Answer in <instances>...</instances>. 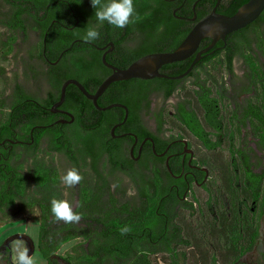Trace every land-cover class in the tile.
Here are the masks:
<instances>
[{"label": "flooded vegetation", "instance_id": "flooded-vegetation-1", "mask_svg": "<svg viewBox=\"0 0 264 264\" xmlns=\"http://www.w3.org/2000/svg\"><path fill=\"white\" fill-rule=\"evenodd\" d=\"M161 1L170 12V19L176 22L179 32L187 29L189 31L214 6H210L208 0H203L201 3H198L200 0ZM58 3H60L59 8L56 7L59 18H51L50 5L52 3L38 7L33 0H0V224L14 222L19 224L16 225L17 227L22 226L21 229L7 236L5 244L8 246L10 240L13 239L23 241L25 251L33 259L34 264H106L108 246L100 244L103 241L102 238L83 235L73 237L60 243L47 259L42 257L38 250V230L42 220V204H45V200H41L45 195L49 197L51 182L54 188L53 193L58 194L60 199L68 201L73 197L71 204L73 209L78 206L80 185L79 183L66 187L63 184L61 177L73 166L63 152L51 148L53 139L59 142L66 138L65 127H70L74 121V115L63 108L64 100L55 107L57 111H51L50 108L58 100L59 94L52 103L50 99L52 94L57 95L58 92L53 87L54 79L64 77L63 81L75 79L81 83L76 77L67 75L77 62L95 61L96 53L100 54L102 66L109 70L108 75L111 69L106 67L101 60L104 52H106L104 57L107 63L117 68L127 67L134 61L127 62L128 52L137 47V34L130 33L125 28L116 29L111 25L103 27V24H99L95 18L91 25L97 26L100 37L97 41L87 42L78 28L80 21L74 8L66 0H59ZM224 3L225 0H220L216 7L219 11L216 10V12L225 14L220 11L223 10ZM201 11L202 15L198 18V12ZM194 12L196 16L191 19ZM249 35L253 34L249 33ZM52 38L53 44L51 43ZM104 38H106L105 42ZM57 41L58 45H56ZM219 41L207 51L202 52L199 65H204L215 58L223 59L227 54H233L231 70L224 67L212 70L208 63L204 68L220 81L219 84H222L220 91L224 95L220 109L208 108V102L205 107L199 104L198 110H190L189 120L201 128V133L195 134L188 128L182 122L183 113L174 108L182 100L183 92L179 88L169 98H163V91L160 88L162 86L158 84V79L162 77L141 79L151 82L147 87L125 86V89L119 90V85H117L110 97L122 96L121 99H128L130 104L112 101L100 106L105 107L114 103L124 105V108L119 106L108 108L110 109L109 117L113 121L109 129L110 138L122 144L121 152L133 163L145 160L150 171L155 169L158 173L159 186L161 189H167V196L170 197V200L166 199V204L161 207L169 212L168 215L165 211L162 212L166 217L174 214V217H177L179 214L176 213L186 208L180 204H173L171 201L173 197H180V200L185 202L191 196H198L196 189L201 190L206 196H224L229 183L222 170L228 164L230 168L233 164L249 165L253 173H260L263 168V165H256L258 159L263 161L261 155L264 153L259 152L257 148L256 138L252 135L249 121L246 119L247 126H241L243 125L241 115L234 117L232 109L225 108L227 100L234 106L236 98L241 101L251 94L247 92L237 96L242 87L250 83L247 75L249 73L247 62L237 54L238 50H244L241 44H237L238 40L234 37H225L221 44H217ZM210 43V39L201 40L197 51L204 50ZM251 48L253 51L249 49L246 52L258 57L256 47L253 45ZM191 59L192 56L181 61ZM169 64L171 63L159 67L158 72L169 76L183 72L173 74L175 68ZM188 74L180 78L185 89H187L185 83H191L195 73L189 77ZM91 79L89 80L90 87L85 89L94 93L97 87L93 90L94 83ZM76 89L78 90L77 87ZM104 91L98 97H101L102 102L109 95L104 94ZM177 91L181 93L177 94ZM89 101L92 103L91 100ZM169 102L171 107L167 108ZM108 109L97 110L106 111ZM231 123L240 124L241 131L239 137L235 135L229 141L224 135L227 134ZM115 124L118 125L111 133V128ZM125 124L131 128L118 132L120 130L118 128ZM54 125L64 126L58 136L48 132ZM135 128L140 133L135 132L133 130ZM144 131L147 134L142 135ZM194 141L199 143L201 150L194 146ZM233 144L235 148L241 150V154L237 153L235 157L229 156L227 150ZM220 152L222 155L219 157ZM38 176L41 177L43 184L40 178L37 179ZM33 210L36 211L37 220L29 216ZM263 220L264 216L260 220L258 242L261 241ZM172 222L173 225L177 224L174 220ZM94 224L97 223L94 222ZM50 225L61 227V233H63L67 224L61 220L60 222L54 221ZM22 228L36 229V241L32 232L27 233ZM86 231L94 236L98 232L94 228ZM170 231H175V229L170 227L168 232ZM158 244V262L168 264L163 261L164 257L167 259V253L163 248L167 242L159 240ZM75 247H77L76 252L73 251ZM255 247L251 253L254 252ZM83 250L85 252H82ZM3 264L8 263L3 262ZM10 264H16V261Z\"/></svg>", "mask_w": 264, "mask_h": 264}, {"label": "trees", "instance_id": "trees-1", "mask_svg": "<svg viewBox=\"0 0 264 264\" xmlns=\"http://www.w3.org/2000/svg\"><path fill=\"white\" fill-rule=\"evenodd\" d=\"M58 1L33 0L38 7L52 3L51 18H59L60 3ZM66 1L79 16L78 28L84 34L89 27H92L91 23L96 18L97 9L92 8L90 0ZM201 1L203 0L198 3ZM208 1L209 5L213 6L216 0ZM246 1L225 0V3L221 4L223 10L220 11L225 15H231ZM134 8L137 18L125 29L137 34V47L128 52L127 62L147 53L174 50L188 31V29L184 32L177 31L176 22L170 19V12L161 0H134ZM216 10L219 11V8ZM190 13L189 10V15ZM201 15L202 11L198 12V18ZM108 26L107 22L103 23V27ZM228 36L236 38L237 44L242 45L244 51L238 50L237 54L247 62L249 72L247 75L250 78V83L243 86L237 96L240 93L250 92L251 94L241 101L236 98L234 106L227 100L225 108L232 109L234 117L241 115L243 120L241 126H247L246 119L249 121L252 135L256 138L257 148L259 152L264 153V9L252 23L228 34L226 38ZM105 40L106 38L103 39L104 42ZM221 42L220 40L217 44ZM51 43H54L53 38ZM253 45L258 51V57L246 52L249 49L253 51L251 48ZM96 54L93 62L85 60L77 62L67 76L79 79L84 88L90 87L89 80L92 78L94 83L92 86L95 90L109 73V70L101 64L100 54ZM232 55L227 54L223 59L209 60L204 65H199L200 61H198L188 74L189 77L195 73L190 83L192 88L189 91L182 85V79H158L164 99L169 98L177 88L183 92L182 100L174 108L183 113L182 122L195 134L201 133V128L189 120L190 110H198L199 104L205 107L208 102V108L220 109L224 95L220 91L222 85L219 84L220 81L204 68L208 63L212 70L223 67L231 70ZM190 61L169 64L175 68L173 74L184 71ZM63 78L54 79L53 87L58 92L57 95H51L50 103L58 98ZM150 83L137 78L112 82L104 91V94H109L105 97L106 100L102 102L100 97L97 99V104L104 106L112 101L130 104L128 99H121L122 96L110 97L115 86L119 85V90H123L125 86L136 85L135 87L140 88L147 87ZM62 106L72 112L74 121L70 127H65L66 138L59 142L53 139L51 148L63 152L73 166L71 169L75 168L82 174L78 206L73 209L80 214L81 218L78 222L67 223L63 233H61V227L50 225L54 221H61L57 220L50 210L51 201L60 199L58 194L53 193L54 188L50 180L49 197L45 195L41 200H45V204H42L37 247L42 257L49 258L60 243L83 235L103 239L100 244L108 246L106 264H159L157 257L159 240L167 242V245L163 246L167 259L164 257L163 261L168 264H264V249L255 256L251 253L259 240L260 220L264 216L263 154L261 155L263 161L258 159L256 163L257 166L263 165L260 173L251 172L249 165L246 164H233L231 168L228 164L222 170L229 183L224 196L209 195L202 201L199 196H191L185 202H182L180 197H173L171 200L173 204H180L186 208L180 209L176 213L179 214L177 217H174L175 214L166 217L162 212L165 211L166 215L169 212L161 207L166 204V199L170 200L166 193L167 189H161L159 175L155 169L150 171L147 161L133 163L121 152L122 144L110 138L109 129L113 122L109 117L110 109L97 110L71 84L66 87ZM241 126L238 123H231L224 136L229 141L235 135L239 137ZM63 127L54 125L48 132L58 136ZM130 128L131 126L125 124L118 128L120 129L118 132ZM133 130L140 133L136 128ZM144 134L147 132L144 131L142 135ZM235 147L234 144L229 146L227 149L229 156L235 157L237 153L241 154V150ZM105 153H107L106 156ZM221 155L220 152L219 157ZM232 172H234L233 178ZM38 178L43 184L41 177L38 176ZM72 198L68 200L70 205ZM173 220L177 222L176 225L172 224ZM170 227H173L175 231L168 232ZM92 228L98 230L95 236L86 231ZM123 228L129 230L122 234ZM75 248H73L74 252L77 251V247ZM8 251L9 249H6L5 255L2 254L5 262H9Z\"/></svg>", "mask_w": 264, "mask_h": 264}, {"label": "water", "instance_id": "water-1", "mask_svg": "<svg viewBox=\"0 0 264 264\" xmlns=\"http://www.w3.org/2000/svg\"><path fill=\"white\" fill-rule=\"evenodd\" d=\"M220 0H216L211 11L200 18L187 32L181 42L172 51L166 52H152L147 53L133 62H131L125 68H117L105 60V53H102L101 60L102 63L111 69V73L104 78L101 83L97 86L94 93L88 92L84 86L75 79H66L62 82L59 90L58 100L51 106V111H57L56 106L60 105L65 97V90L67 85L73 84L78 90L89 100L95 108L99 110H105L112 106H119L124 108V105L119 103H114L107 105L105 107H100L97 104V98L103 93V91L108 87V85L115 81H121L131 78L139 79H150L153 77H162L166 79H180L186 76L193 68V66L201 59L202 52L207 51L212 45L217 41H224L226 35L244 28L248 24L252 23L264 9V0H247L237 10L231 15H225L216 12V7L219 5ZM196 16L195 12L191 19ZM203 39H210L211 43L204 50L197 51V48ZM102 49V48H100ZM192 56V59L188 67L180 74L169 76L158 72L159 67L164 64L173 63L177 61L184 60ZM126 115L124 116V119ZM118 124H115L111 128V133H113L114 128Z\"/></svg>", "mask_w": 264, "mask_h": 264}, {"label": "clouds", "instance_id": "clouds-1", "mask_svg": "<svg viewBox=\"0 0 264 264\" xmlns=\"http://www.w3.org/2000/svg\"><path fill=\"white\" fill-rule=\"evenodd\" d=\"M92 8H96V21L99 24L107 22L116 29H124L130 23L136 20V12L134 8V0H90ZM100 32L97 26L89 27L83 34V39L87 42L97 41ZM83 179L77 169L68 170L61 180L66 187H72L80 183ZM51 213L57 220L64 223H75L81 218L79 213L73 211L70 203L65 199H53L51 201ZM128 228L121 229V233L127 232ZM16 264H34L33 259L26 251H21L17 255Z\"/></svg>", "mask_w": 264, "mask_h": 264}, {"label": "crops", "instance_id": "crops-1", "mask_svg": "<svg viewBox=\"0 0 264 264\" xmlns=\"http://www.w3.org/2000/svg\"><path fill=\"white\" fill-rule=\"evenodd\" d=\"M16 225H19L18 223H7V224H0V264H3V262H5L4 259H2V254L4 252V249H9L10 253H9V262H7L8 264L10 263H15V261L17 260V255L19 252L21 251H25V245L24 242L18 239H13L10 240V243L8 244V246L5 244L6 243V239L7 236L12 233L17 231L18 229H21V227H17ZM22 230H24L25 232H29L31 234L32 230H29V228L25 229L22 228Z\"/></svg>", "mask_w": 264, "mask_h": 264}, {"label": "rangeland", "instance_id": "rangeland-1", "mask_svg": "<svg viewBox=\"0 0 264 264\" xmlns=\"http://www.w3.org/2000/svg\"><path fill=\"white\" fill-rule=\"evenodd\" d=\"M239 71V70H238ZM186 85V90H190L191 88H192V86H191V84L189 83V82H186L185 83ZM181 93V91H177V94H180ZM169 101H171V100H169ZM169 105H171V103L169 102V103H167V108H170L171 106H169ZM193 144H194V146L196 147V148H198V150H201L202 148H201V146L199 145V143L198 142H193ZM196 192H197V195L199 196V199L202 201V200H205L206 198H207V196L206 195H203L202 194V192H201V190H199V189H196ZM29 216L31 217V218H33V219H35V220H37L38 218H37V216H36V211L35 210H33V211H31L30 213H29ZM34 220V221H35ZM33 221V222H34ZM262 224H263V226H262V228H261V241H259L258 243H257V245H256V247H255V250H254V252L252 253V255L253 256H255V255H257V253L260 251V250H262V248H264V220H263V222H262ZM35 231H36V229L34 230H32L31 232L33 233V236L35 237ZM36 238L37 237H35L34 238V240L36 241Z\"/></svg>", "mask_w": 264, "mask_h": 264}]
</instances>
